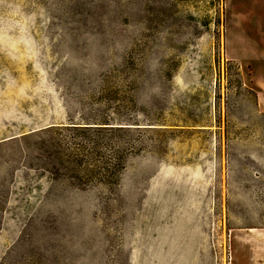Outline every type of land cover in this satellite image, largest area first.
<instances>
[{
  "label": "rangeland",
  "instance_id": "1",
  "mask_svg": "<svg viewBox=\"0 0 264 264\" xmlns=\"http://www.w3.org/2000/svg\"><path fill=\"white\" fill-rule=\"evenodd\" d=\"M262 233L264 0H0V264H232Z\"/></svg>",
  "mask_w": 264,
  "mask_h": 264
},
{
  "label": "crops",
  "instance_id": "2",
  "mask_svg": "<svg viewBox=\"0 0 264 264\" xmlns=\"http://www.w3.org/2000/svg\"><path fill=\"white\" fill-rule=\"evenodd\" d=\"M236 255L239 257L240 264H264V234H231L232 264L235 263Z\"/></svg>",
  "mask_w": 264,
  "mask_h": 264
},
{
  "label": "trees",
  "instance_id": "3",
  "mask_svg": "<svg viewBox=\"0 0 264 264\" xmlns=\"http://www.w3.org/2000/svg\"><path fill=\"white\" fill-rule=\"evenodd\" d=\"M103 125H108V124H103ZM97 129H130V128H97Z\"/></svg>",
  "mask_w": 264,
  "mask_h": 264
}]
</instances>
